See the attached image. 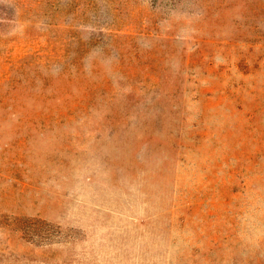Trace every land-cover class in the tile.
I'll return each instance as SVG.
<instances>
[{
    "label": "rangeland",
    "instance_id": "obj_1",
    "mask_svg": "<svg viewBox=\"0 0 264 264\" xmlns=\"http://www.w3.org/2000/svg\"><path fill=\"white\" fill-rule=\"evenodd\" d=\"M0 264H264V0H0Z\"/></svg>",
    "mask_w": 264,
    "mask_h": 264
}]
</instances>
